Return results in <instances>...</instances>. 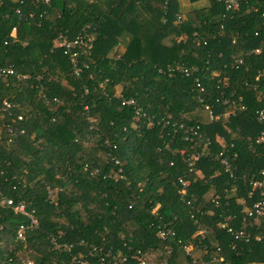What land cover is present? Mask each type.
Returning a JSON list of instances; mask_svg holds the SVG:
<instances>
[{
  "label": "trees",
  "instance_id": "16d2710c",
  "mask_svg": "<svg viewBox=\"0 0 264 264\" xmlns=\"http://www.w3.org/2000/svg\"><path fill=\"white\" fill-rule=\"evenodd\" d=\"M187 1L207 14L182 15L179 0H2L0 197L37 226L18 241L25 217L0 207V264H176L184 247L187 264H264V222L246 214L264 170L262 20ZM59 33L91 39L77 77ZM231 219L242 236L221 228Z\"/></svg>",
  "mask_w": 264,
  "mask_h": 264
},
{
  "label": "built area",
  "instance_id": "2783aa9c",
  "mask_svg": "<svg viewBox=\"0 0 264 264\" xmlns=\"http://www.w3.org/2000/svg\"><path fill=\"white\" fill-rule=\"evenodd\" d=\"M223 4L224 11L229 14L237 13L242 7H245L249 12L253 14H259L262 20V26L264 27V0H218ZM2 4V0H0V5ZM18 14V11H15ZM14 29L11 30L10 35L13 36ZM255 35H257L255 33ZM90 38H86L84 35H78L73 39L68 38L64 34H57L54 40V47L58 48L62 51V54L67 57L68 62L72 68V73L74 76H78L80 71L78 67V59L81 54L90 48ZM264 48V34L263 39L260 42V47L251 51V53H259L261 49ZM241 63V60L238 61ZM177 67L175 68V70ZM184 76H187L188 73L186 70H183ZM5 75H13V71L11 68L2 69L0 68V77ZM194 83L196 86H199L198 79H194ZM121 106H132V100H121ZM5 108H8L9 105L6 102H3ZM244 108L241 107V110ZM229 112L225 113V116L233 115L234 114V106L229 107ZM209 118H211L210 113L208 112ZM255 120L257 123L262 124L264 123V102L262 103L261 107L254 112ZM140 117L146 118V128L150 129L153 127V122L150 117H145L144 114L140 113L137 109L134 112V122H138ZM21 120L20 117L17 118ZM90 123L94 122L93 119H88ZM196 127L190 128L188 131L189 133L194 136L196 134ZM22 133V131H21ZM186 140V138H185ZM253 143L255 145H264V129L260 130L258 134L254 137ZM221 156V153L218 154ZM199 154L194 153L191 154L188 161V167L190 171L198 174V170H196L193 165L195 162L198 161ZM220 163L223 167V171L229 174L232 177V170L227 162L226 159H220ZM248 192L246 193V199L250 201V206L246 210V214L248 217L252 218L254 224H259L264 222V170L258 172L257 174L251 176V178L247 181ZM181 194H184V188L181 190ZM50 200H52L51 195H49ZM0 207H9L14 212L18 213L25 217V224L19 225L16 231V239L20 242L24 241V234L27 230H32L37 226V222L33 216V210L26 211L24 204L19 203L17 205H13L10 199H6L0 197ZM221 228L224 229L228 234L234 235L235 238L242 236V231L237 225L236 220L231 219L229 223H223ZM158 238L165 240L168 238L174 237V232L170 229H162L159 230L157 233ZM256 241H259V238H255ZM183 251L186 255H190V250L188 247H184ZM167 253H170V250H167ZM213 261L220 262L222 261L221 258L219 259H212ZM145 260L141 261L139 264H145ZM27 264H31L27 261Z\"/></svg>",
  "mask_w": 264,
  "mask_h": 264
},
{
  "label": "rangeland",
  "instance_id": "374dc122",
  "mask_svg": "<svg viewBox=\"0 0 264 264\" xmlns=\"http://www.w3.org/2000/svg\"><path fill=\"white\" fill-rule=\"evenodd\" d=\"M179 5L182 15L194 13L198 16H201L206 15L208 10V6L205 1L190 4L187 0H179Z\"/></svg>",
  "mask_w": 264,
  "mask_h": 264
},
{
  "label": "crops",
  "instance_id": "0c3cea01",
  "mask_svg": "<svg viewBox=\"0 0 264 264\" xmlns=\"http://www.w3.org/2000/svg\"><path fill=\"white\" fill-rule=\"evenodd\" d=\"M183 252H184V251H183ZM184 255H186V254H185V253L180 254V256H179L178 259H177L176 264H187ZM194 255H195V256H198V255H199V252L195 253ZM198 264H220V263L217 262V261H213V260H211V261H208V262H202V263H198Z\"/></svg>",
  "mask_w": 264,
  "mask_h": 264
}]
</instances>
